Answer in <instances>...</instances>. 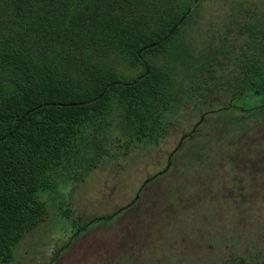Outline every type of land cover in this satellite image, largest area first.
Wrapping results in <instances>:
<instances>
[{
	"label": "trees",
	"instance_id": "1",
	"mask_svg": "<svg viewBox=\"0 0 264 264\" xmlns=\"http://www.w3.org/2000/svg\"><path fill=\"white\" fill-rule=\"evenodd\" d=\"M201 4L0 0V264H11L16 247L46 221L43 196L53 198L76 234L123 211L79 225L65 191L111 157L114 144L131 148L158 134L173 106L228 71L230 50L210 44L197 55L187 42ZM188 10L167 41L142 52ZM241 32L264 37L253 24ZM241 83L205 125L236 156L249 158V116L264 94L261 66L250 63Z\"/></svg>",
	"mask_w": 264,
	"mask_h": 264
},
{
	"label": "rangeland",
	"instance_id": "2",
	"mask_svg": "<svg viewBox=\"0 0 264 264\" xmlns=\"http://www.w3.org/2000/svg\"><path fill=\"white\" fill-rule=\"evenodd\" d=\"M246 24L264 33V0H202L187 42L197 55L210 44L230 50L228 71L173 106L158 134L131 148L114 144L111 157L68 185L65 199L79 225L123 209L111 222L76 234L43 196L48 217L16 247L11 264H264V172L257 162L264 163V146L255 144L249 158L236 156L205 125L244 89L250 63L264 69V37L242 33Z\"/></svg>",
	"mask_w": 264,
	"mask_h": 264
},
{
	"label": "flooded vegetation",
	"instance_id": "3",
	"mask_svg": "<svg viewBox=\"0 0 264 264\" xmlns=\"http://www.w3.org/2000/svg\"><path fill=\"white\" fill-rule=\"evenodd\" d=\"M251 109L253 111L249 116L251 121V146L249 148V157L254 154L255 144L259 143L261 146H264V94L259 102H253V107ZM255 155L259 156L257 153ZM257 162L258 166L260 167L259 171L264 172V163L262 164L260 161ZM248 165L250 168L251 162H249Z\"/></svg>",
	"mask_w": 264,
	"mask_h": 264
},
{
	"label": "water",
	"instance_id": "4",
	"mask_svg": "<svg viewBox=\"0 0 264 264\" xmlns=\"http://www.w3.org/2000/svg\"><path fill=\"white\" fill-rule=\"evenodd\" d=\"M199 2H200V0H196V4L199 3ZM190 13H191V10H188V12L180 19V21L172 28V30L169 32V34L163 40H161V41H159L157 43H154L152 45L147 46L146 48H144L142 50V52L145 51V50H148V49H153L155 47H158L162 43H164L165 41H167L177 31V29L184 23V21L187 19L188 15ZM148 74H149V69H147V73H146L145 76H147ZM145 76H142L141 78H143ZM78 105H80V104H78ZM67 106H76V105H67ZM149 182H150V180L147 181V182H145L144 186H146ZM138 198H139V196H137L136 199H138Z\"/></svg>",
	"mask_w": 264,
	"mask_h": 264
}]
</instances>
